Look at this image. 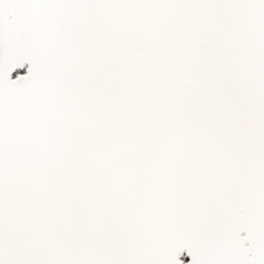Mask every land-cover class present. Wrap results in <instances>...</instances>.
I'll return each instance as SVG.
<instances>
[{
    "label": "snow or ice",
    "instance_id": "snow-or-ice-1",
    "mask_svg": "<svg viewBox=\"0 0 264 264\" xmlns=\"http://www.w3.org/2000/svg\"><path fill=\"white\" fill-rule=\"evenodd\" d=\"M0 264H264V0H0Z\"/></svg>",
    "mask_w": 264,
    "mask_h": 264
}]
</instances>
